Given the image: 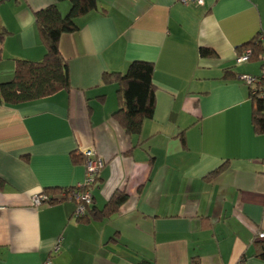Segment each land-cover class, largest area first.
Listing matches in <instances>:
<instances>
[{
  "label": "crops",
  "instance_id": "obj_1",
  "mask_svg": "<svg viewBox=\"0 0 264 264\" xmlns=\"http://www.w3.org/2000/svg\"><path fill=\"white\" fill-rule=\"evenodd\" d=\"M96 1L59 38L70 89L0 104V264H264V134L242 79L261 61H236L264 32V0ZM55 2L0 0V82L43 58L34 12ZM135 60L154 65L155 110L129 136L101 76ZM87 149L104 165L77 217L63 191L84 182ZM43 190L53 202L33 206ZM115 192L126 200L106 212Z\"/></svg>",
  "mask_w": 264,
  "mask_h": 264
},
{
  "label": "trees",
  "instance_id": "obj_2",
  "mask_svg": "<svg viewBox=\"0 0 264 264\" xmlns=\"http://www.w3.org/2000/svg\"><path fill=\"white\" fill-rule=\"evenodd\" d=\"M64 1L68 2L70 7L67 13L62 14L58 2ZM96 6V0H56L55 3L34 12L39 37L45 47L44 56L39 61L24 59L15 61L13 78L0 82V104L17 106L70 89L68 64L59 51V38L64 33L76 31L78 29L76 19L96 9ZM5 33L6 30H0V44ZM242 47L250 49L249 59L260 55L264 49L259 35L253 41L243 44ZM199 51L203 57L214 55L213 51L207 48H200ZM153 72L152 62L135 60L129 63L124 73L105 72L101 76V83H113L116 86L118 108L112 115L129 136L138 135L143 121L153 117L155 110ZM250 88L252 126L256 134H264V99L260 96L261 88L264 89V80L260 79ZM73 158H76L75 154ZM2 183L0 178V186ZM42 194L48 197L47 203L53 202L48 195V190H43ZM125 200V193L115 192L107 202L105 211H116ZM258 240H264V238H258ZM256 255L264 260V250ZM189 264H201V262L197 257H192Z\"/></svg>",
  "mask_w": 264,
  "mask_h": 264
},
{
  "label": "built area",
  "instance_id": "obj_3",
  "mask_svg": "<svg viewBox=\"0 0 264 264\" xmlns=\"http://www.w3.org/2000/svg\"><path fill=\"white\" fill-rule=\"evenodd\" d=\"M181 3L186 4L189 0H178ZM192 3L196 5H201L204 3V0H191ZM259 40L262 42V46H264V32H260ZM251 54L250 49H245L243 53L236 58L237 62H245L249 59ZM259 59L261 61V73L260 76L254 75H242V79L248 85H256L260 79L264 80V49H262L261 54L259 55ZM260 96L264 99V89L261 88ZM85 156V180L82 184L78 185L76 189L73 190H64L65 194L70 195L71 198L75 201V216L82 217L88 206L92 202L91 193L89 187L95 180V177L99 170L103 167L104 161L97 157L95 151L93 149H87L83 152ZM48 197L45 194L37 193L31 196V204L35 207H38L42 204L47 203ZM259 238H264V233L258 234ZM59 244L55 246V249H58Z\"/></svg>",
  "mask_w": 264,
  "mask_h": 264
}]
</instances>
